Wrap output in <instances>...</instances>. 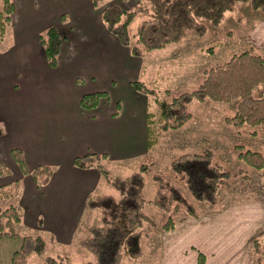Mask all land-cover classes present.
I'll return each instance as SVG.
<instances>
[{
  "label": "crops",
  "instance_id": "1",
  "mask_svg": "<svg viewBox=\"0 0 264 264\" xmlns=\"http://www.w3.org/2000/svg\"><path fill=\"white\" fill-rule=\"evenodd\" d=\"M104 6L92 0H14L10 34L0 44V157L7 155L3 159L11 166L10 149L22 150L27 168L18 174L22 222L31 230L49 231L55 245L78 243L81 236L74 235L83 214H97L86 206L87 198L99 192V181L110 186L100 168L77 167L74 157H103L100 161L111 171L141 161L148 151L150 98L133 81L142 79L149 56L164 58L166 53L133 55L103 23ZM52 25L62 36L54 66L39 39ZM251 32L264 43V20ZM95 91L105 94L96 106L83 108L80 97ZM38 165L51 166L55 179L37 184L31 171ZM251 208L216 217L219 231H201L204 225L190 219L185 228L166 233V264H196L195 255L182 251L192 236L205 237L204 264H251L258 221L247 216L246 226L240 219L255 213Z\"/></svg>",
  "mask_w": 264,
  "mask_h": 264
},
{
  "label": "trees",
  "instance_id": "2",
  "mask_svg": "<svg viewBox=\"0 0 264 264\" xmlns=\"http://www.w3.org/2000/svg\"><path fill=\"white\" fill-rule=\"evenodd\" d=\"M248 1L255 9L264 10V0H149L150 14L141 16L132 29V23L140 12V4L130 8L114 1L106 5L101 12L106 28L114 34L122 45L128 46L136 56L161 50L170 44L179 42L186 36L200 37L206 32V21L217 25L224 13L232 9L237 2ZM98 4L99 0H92ZM14 0H0V42L7 28L12 23ZM46 59L54 66L60 51L62 36L55 26H48L39 35ZM264 81V56L244 50L234 54L225 62L206 68L197 88L182 92L173 98L172 105L161 104L162 115L170 117L182 124L190 116L184 107L195 99L210 98L216 101L239 99L235 113L227 117V121L235 126L243 123L264 126V95L253 94L254 87ZM134 87L149 94L150 111L147 116V143L153 140V110L151 106L157 99L158 91L149 87L142 80L133 81ZM157 92V93H156ZM104 91H95L82 95L79 103L83 108H91L98 104ZM184 105V106H183ZM174 124V123H173ZM170 124L169 126H171ZM11 156L23 173L27 172L24 155L20 148H11ZM237 157L252 168H260L264 164V155L260 151L245 149L237 152ZM100 156L86 154L74 157V165L80 168L98 167L102 176L114 188L112 192H94L86 200L88 208L95 209L100 217L98 223L88 227V234L79 238L78 246L92 255L85 264H120L123 254L137 260L142 256L140 230L144 222L155 224L145 206L153 204L169 211L172 201L179 209L189 215L197 216L194 203L180 196L179 188L172 182L170 187L163 186L161 176H157V187L150 198L144 194V166L125 175L112 176L100 161ZM171 168L180 174L188 194L196 201L215 202L218 187L228 180L231 173L212 160L209 150L198 153H183L171 161ZM10 171L0 160V175ZM52 174L48 165H38L31 171L37 184H45ZM19 187L15 179L0 185V239H17L19 245L12 251L11 264H24L31 253L42 254L45 239L40 234H21L18 227L22 223L21 207L12 200ZM169 209V210H168ZM170 211V212H171ZM174 220L170 214L162 223L163 228H171ZM256 255L255 264H264V240H254ZM59 254H47L36 264H62Z\"/></svg>",
  "mask_w": 264,
  "mask_h": 264
},
{
  "label": "rangeland",
  "instance_id": "3",
  "mask_svg": "<svg viewBox=\"0 0 264 264\" xmlns=\"http://www.w3.org/2000/svg\"><path fill=\"white\" fill-rule=\"evenodd\" d=\"M114 1L122 2L121 4L127 8L140 4V13L136 15L132 29H135V25L141 16L151 12L149 0H99L98 4L102 3L106 6ZM261 20H264V10L253 8L248 1H240L224 13L219 24L214 26L206 21L204 35L200 37L186 36L165 49L151 52L166 53L164 58L149 56L147 68L145 66L142 79L140 78L149 87L158 91L157 99L151 106L153 110V140L148 145V151L141 161L137 163L133 161L127 167L118 166L111 171L106 169L112 176H122L139 169V165L143 164L145 168L144 194L146 197L150 198L154 195L160 185L156 178L161 176L163 186L166 184L170 187V183L173 182L179 188L180 196L186 197L194 203L198 215L192 216L179 209V205L175 201H172L170 206L171 208L176 207L172 211L160 209L153 204L146 205V212L150 214L155 224L146 221L140 228L143 254L139 259L133 260L124 253L120 264H166L168 250L166 233L185 228L189 225L187 221L190 219V221L204 225V230L201 231H219L220 227L216 226L218 221H214L216 217L246 206H251L255 213L243 215L240 219L244 220L246 226L249 224V219L246 221L243 218L247 216L252 218V221H258L254 230L255 234L250 242V251L253 255L251 264L256 263L254 240H264V164L260 168H252L237 157V152L251 149L260 151L264 155V126H254L248 123L235 126L227 121V117H231L235 113L239 99L216 101L207 97L201 100L193 98L187 107H184L190 112V116L182 124L177 123L176 119L172 117L169 120L164 118L161 104H168L169 108L174 97L182 92L197 88L206 68L225 62L234 54L248 50L264 56V43L254 40V34L251 32ZM8 33L10 34L6 30L0 44H3L8 38ZM252 92L255 96L264 95V81L257 84ZM170 124L172 125L169 126ZM206 150L210 151L215 163L228 169L231 173L228 180L218 187L215 202L192 199L182 176L179 173L176 174L171 168V161L179 155L201 153ZM3 158L7 160L9 157L6 155L0 157V160L10 172L6 175H0V185L15 179L19 180V166L14 158L10 154L13 162L10 161L9 164L11 163L12 167ZM51 170L52 173L55 172L52 167ZM54 174H51L53 179H55ZM108 184L110 186H105L102 180L99 181L96 191L114 193V188L109 182ZM19 194L18 187L12 198L18 205H20ZM88 214L86 210L82 217V225L79 231H76L75 237L87 235L88 227L93 223H98L100 217L98 212L96 215ZM168 214L173 218L174 225L165 229L162 227V223L167 220ZM240 214L244 213L241 212ZM26 224L27 221L20 224L19 233L40 235L44 233V237L48 240L49 231H41L40 228L39 230L37 228L31 230ZM185 224L187 225L184 226ZM246 226L242 225V228ZM222 231L226 230L222 229ZM162 233H165V240ZM46 239L44 252L42 254L31 253L27 256L24 264H36L47 254L61 255L62 264H85L92 258L90 253L78 246L75 239L69 245H55ZM204 239L205 237L202 236H192L191 241L188 242L189 248L186 251L185 248L182 249L185 254L189 252L187 255H195L196 264H204L206 261L205 249L202 245L206 243ZM19 242L20 240L17 239H0V264H11L12 251L18 247Z\"/></svg>",
  "mask_w": 264,
  "mask_h": 264
}]
</instances>
